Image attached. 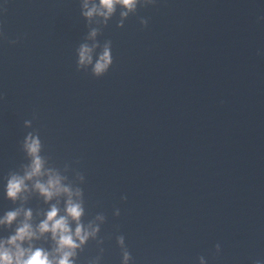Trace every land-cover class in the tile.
<instances>
[{
    "label": "water",
    "instance_id": "1",
    "mask_svg": "<svg viewBox=\"0 0 264 264\" xmlns=\"http://www.w3.org/2000/svg\"><path fill=\"white\" fill-rule=\"evenodd\" d=\"M99 6L0 0V221L18 212L0 223V250L15 251L7 241L31 211L39 238L22 247L60 259L38 229L52 206L67 217L69 196L46 202L36 178L7 195L31 169V135L40 182L59 175L84 210L73 264H264V0L84 15ZM105 47L113 63L97 75Z\"/></svg>",
    "mask_w": 264,
    "mask_h": 264
},
{
    "label": "clouds",
    "instance_id": "2",
    "mask_svg": "<svg viewBox=\"0 0 264 264\" xmlns=\"http://www.w3.org/2000/svg\"><path fill=\"white\" fill-rule=\"evenodd\" d=\"M139 0H100L99 8L93 7L91 10L84 13L87 17H92L94 14L104 16L107 20L116 10V5H122L128 9V12L136 10ZM87 8V4H85ZM103 9V11H101ZM128 12L122 13L123 16H127ZM122 24V22H121ZM96 35L95 32L92 33ZM93 49L88 46H82L79 51V63L81 65H90L93 63L92 57ZM112 55L109 47H105L103 54L99 57V60L95 63L94 72L97 75H101L106 72L111 64ZM25 149L29 156L32 158L31 169L26 172L24 177L18 175H12L7 183V195L9 198L16 199L18 195L27 191V185L25 180H33L36 178L35 189L44 197L45 201H51L55 197H59L63 194H67L69 199L67 201V217L59 215V209L56 206H52L51 210L47 212V219L40 223L39 233L41 236L47 233H51L52 239L57 244L55 251L60 253V259L54 261L50 258V253L43 249L37 248L34 251L31 247L25 249L22 244L25 241L29 243L33 239H38L36 233L33 231L31 224L28 222L31 220L32 213L28 211L26 213V220L16 230V234L12 236L7 243L10 244L15 251L10 249L0 250V264H73L71 257L76 253L75 250L83 244L89 236L80 223L81 217L84 214V210L79 203L73 202L71 199L72 192L70 188L64 187L61 184V177L51 172L48 173L47 183L40 182V177L45 175L43 169V162L39 156L40 143L39 140L29 135L28 140L25 144ZM18 212H8L6 219L0 221V223H7L9 226L16 220ZM76 222L75 237L72 234V229L69 224V219ZM80 241V244L77 243ZM128 255L125 254V261H127ZM255 264H262L261 261H256Z\"/></svg>",
    "mask_w": 264,
    "mask_h": 264
}]
</instances>
